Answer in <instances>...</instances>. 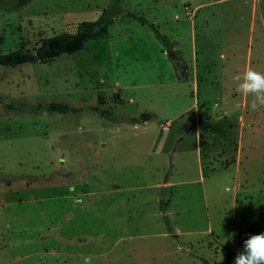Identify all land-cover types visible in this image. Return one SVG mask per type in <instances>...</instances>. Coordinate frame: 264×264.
<instances>
[{
	"label": "rangeland",
	"instance_id": "rangeland-1",
	"mask_svg": "<svg viewBox=\"0 0 264 264\" xmlns=\"http://www.w3.org/2000/svg\"><path fill=\"white\" fill-rule=\"evenodd\" d=\"M16 2L0 0L1 53L73 32L111 0ZM119 5L80 50L0 65V264L216 262L243 251L236 233L264 206V107L250 110L231 77L198 83L220 54L236 73L248 59L264 73V0ZM139 17L172 42L187 80ZM48 102L81 109H33ZM168 226L176 239L161 236ZM177 243L188 251L162 254Z\"/></svg>",
	"mask_w": 264,
	"mask_h": 264
},
{
	"label": "trees",
	"instance_id": "trees-1",
	"mask_svg": "<svg viewBox=\"0 0 264 264\" xmlns=\"http://www.w3.org/2000/svg\"><path fill=\"white\" fill-rule=\"evenodd\" d=\"M29 1L30 0H17L16 3L18 6H24ZM120 2L121 0H111L95 20H87L78 23L73 32L63 31L42 38L33 51L13 50L6 53L0 52V65L14 67L24 63L46 62L61 54H71L80 50L85 41L105 33L113 18L122 13V9L119 5ZM131 16L135 18V16ZM137 20L142 25H149L154 31L155 36L161 41L164 49L171 51L170 59L175 71V77L179 81H184L186 78V65L179 54L175 50H171L173 48L172 42H170L165 35L160 34L152 24H148L145 19L139 17ZM33 109L35 111H56L63 113L68 111L77 112L81 108L59 102H48L44 105L37 104ZM90 109L102 117L111 116L110 111L106 109H98L96 107H91ZM259 233H264V206L259 208L255 219L251 223H249L244 229L237 231L235 236L236 243L242 245L244 240L250 235ZM234 258V251L226 248L218 261H204V264H234Z\"/></svg>",
	"mask_w": 264,
	"mask_h": 264
},
{
	"label": "clouds",
	"instance_id": "clouds-1",
	"mask_svg": "<svg viewBox=\"0 0 264 264\" xmlns=\"http://www.w3.org/2000/svg\"><path fill=\"white\" fill-rule=\"evenodd\" d=\"M233 91L251 96L249 109L264 107V73L247 67L243 73L231 76ZM84 264H92V257H85ZM234 264H264V233L250 235L243 242V251L234 258Z\"/></svg>",
	"mask_w": 264,
	"mask_h": 264
},
{
	"label": "crops",
	"instance_id": "crops-1",
	"mask_svg": "<svg viewBox=\"0 0 264 264\" xmlns=\"http://www.w3.org/2000/svg\"><path fill=\"white\" fill-rule=\"evenodd\" d=\"M220 55H221L220 57L222 58V61L220 62L219 67H218V68H220L218 74H216L213 71V69H209L208 68V65L210 64L209 63L210 60L205 57V59L203 60L204 61L203 67H205L206 69L204 70L203 74H198V83L201 80H203V78H205V80L209 81L211 84H217L220 81L222 82V81H225L226 79L227 80L230 79V77L236 73V71L234 70V67L235 66H234L233 62H231L230 58L225 57L224 55L222 56V54H220ZM179 56H180V54H179ZM182 60H183V62L186 65V70L185 71L187 73L188 66L186 64V61L184 59H182ZM248 62H249V59L245 63V67H248V65H249ZM210 66H211V68L212 67H215L213 63H211ZM173 72H174L173 73V76L176 79V77H175V71H173ZM191 78L193 79V83L195 84L196 83V79H195L196 77H194V73H191ZM187 79H188V76H186L185 80H187ZM177 81H179V80H177ZM165 124L168 125L167 122H165ZM194 138L195 139H198V133H195L194 134ZM165 212L168 213V212H171V210H165ZM175 232L176 231L173 228H170L168 226L166 228V231L161 233L162 234L161 236H163V237H170V238H175L176 239V233ZM179 250H182L184 252H187L188 251V247L186 245L183 247V245H181L179 243H177L175 247H173L172 245H170V248H169V245H168V248H166L164 251H162V254L172 255L176 251H179ZM177 264H180V263H177Z\"/></svg>",
	"mask_w": 264,
	"mask_h": 264
},
{
	"label": "water",
	"instance_id": "water-1",
	"mask_svg": "<svg viewBox=\"0 0 264 264\" xmlns=\"http://www.w3.org/2000/svg\"><path fill=\"white\" fill-rule=\"evenodd\" d=\"M168 54L171 55V52L169 51ZM141 117L143 120H146L148 116L146 114H142Z\"/></svg>",
	"mask_w": 264,
	"mask_h": 264
},
{
	"label": "built area",
	"instance_id": "built-area-1",
	"mask_svg": "<svg viewBox=\"0 0 264 264\" xmlns=\"http://www.w3.org/2000/svg\"><path fill=\"white\" fill-rule=\"evenodd\" d=\"M165 126H166V124H165Z\"/></svg>",
	"mask_w": 264,
	"mask_h": 264
}]
</instances>
